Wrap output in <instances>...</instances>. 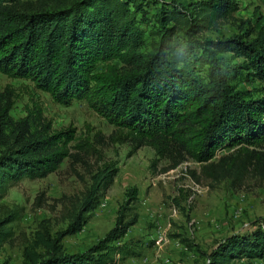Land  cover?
<instances>
[{
  "label": "trees",
  "instance_id": "16d2710c",
  "mask_svg": "<svg viewBox=\"0 0 264 264\" xmlns=\"http://www.w3.org/2000/svg\"><path fill=\"white\" fill-rule=\"evenodd\" d=\"M149 1L0 0V73L29 81L56 104L85 102L113 126L114 142L130 143L133 150L149 146L156 160L172 166L190 159L214 181L250 166L264 170V37L246 42L255 32L249 23L244 35L200 37L234 17L236 0L157 2L154 23L145 29ZM225 53L242 61L232 63ZM250 80L262 86L259 92L238 87ZM29 96L23 118L7 115L11 104L0 111V199L22 178L55 172L71 157L72 143L88 146V140L76 141L72 125L54 129L41 103ZM115 172L106 170L65 233L44 242L42 251L25 248L19 264H111L134 254L135 243L117 242L129 226L121 220L85 251L67 253L60 242L81 229ZM10 220L0 219V248L10 236ZM253 226L225 237L206 264L240 258L264 264V217Z\"/></svg>",
  "mask_w": 264,
  "mask_h": 264
},
{
  "label": "rangeland",
  "instance_id": "374dc122",
  "mask_svg": "<svg viewBox=\"0 0 264 264\" xmlns=\"http://www.w3.org/2000/svg\"><path fill=\"white\" fill-rule=\"evenodd\" d=\"M163 1L188 5L197 0H150L152 8L144 4L150 24H142L143 28L153 25V4ZM236 1L239 8L234 17L202 33V39L244 35L242 27L248 23L255 32L243 38L246 42L264 37V0ZM222 56L232 63L242 61L232 53ZM238 87L255 93L262 88L251 80ZM29 93L41 103L54 129L72 125L76 141L88 140V146L77 149L72 143L71 157L55 172L43 178H22L8 187L0 199V219L11 218L6 224L10 236L0 248V264H19L25 248L42 251L44 242L65 233L85 196L111 168L116 171L114 180L99 194L96 207L84 214L81 229L62 236L65 252L87 250L121 220L129 226L117 242L135 243V252L117 256L111 264H206L225 237L253 228L264 217V170L256 172L250 166L214 181L190 159L172 166L168 159L156 160L149 146L133 150L130 143L114 142L113 126L85 102L56 104L29 81L0 73V111L11 104L7 115L12 120L26 115ZM231 151L218 152L214 160ZM233 263L262 264L244 258Z\"/></svg>",
  "mask_w": 264,
  "mask_h": 264
}]
</instances>
